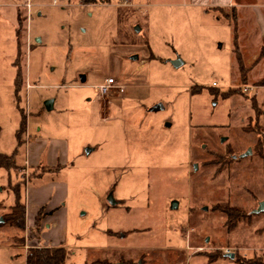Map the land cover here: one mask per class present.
<instances>
[{"label": "rangeland", "instance_id": "1", "mask_svg": "<svg viewBox=\"0 0 264 264\" xmlns=\"http://www.w3.org/2000/svg\"><path fill=\"white\" fill-rule=\"evenodd\" d=\"M217 3L0 0V152L19 166L62 164L15 171L30 205L25 229L0 205V264H27L35 246L65 247L66 264H237L227 252L264 255V209L256 212L264 58L239 24L241 54L258 57L244 61L243 84L236 12ZM107 78L120 84L105 95L108 114L96 89ZM39 205L36 230L28 222ZM229 206L244 214L232 230Z\"/></svg>", "mask_w": 264, "mask_h": 264}, {"label": "trees", "instance_id": "2", "mask_svg": "<svg viewBox=\"0 0 264 264\" xmlns=\"http://www.w3.org/2000/svg\"><path fill=\"white\" fill-rule=\"evenodd\" d=\"M83 3H108L111 0H81ZM234 19H237V16H234ZM235 35H234V53L236 54V61L238 63L239 71L241 73V80L243 84H247L248 82V72L249 67L245 64L243 56L240 52L238 36H237V23L234 25ZM261 57H264V51H262ZM21 73H17L16 75V89L17 94L21 89L22 77ZM20 78V83L18 79ZM18 84V85H17ZM260 85H264V79L259 83ZM200 91V89L193 90ZM245 91V90H243ZM229 93V91H228ZM226 93V94H228ZM256 106V103L254 104ZM27 130V122L26 116L23 114L20 128L17 130V138L19 144L23 143V133ZM0 167H4L7 170H11L12 168L18 169V165L16 163L15 154L8 155L0 152ZM20 183H17L11 186L15 194V204L11 206V212L7 215L6 221H10L13 226L19 229H25L27 222V209L26 205L21 200V187ZM42 210L39 211L35 218L34 228L39 230V224L42 220ZM228 216V225L230 229L236 228L238 222L244 214L239 210L233 207H224L222 210ZM244 218V217H243ZM234 259L237 264H264V255L258 256V254H254L253 257L248 258L246 256L240 255L238 253L235 254ZM67 262V252L65 247H47V246H35L29 248L26 256L27 264H66ZM97 264V263H95Z\"/></svg>", "mask_w": 264, "mask_h": 264}, {"label": "crops", "instance_id": "3", "mask_svg": "<svg viewBox=\"0 0 264 264\" xmlns=\"http://www.w3.org/2000/svg\"><path fill=\"white\" fill-rule=\"evenodd\" d=\"M32 2V1H31ZM35 3L32 2V8L34 7ZM31 8V9H32ZM214 8H218V9H223V8H233V10H235L236 15H237V28L240 24L239 28L240 30V37L246 35H252L254 41H258L259 47H260V52L264 51V0H257L254 2H248L245 0H240L236 6H234V4L231 3V0H220V3H217V5H214ZM15 21H16V25H17V9H16V16H15ZM252 23V28L249 29V26H247V28H245L244 24L245 23ZM248 29L252 30L253 33H248ZM247 30V31H246ZM239 36H238V40H239ZM250 37V36H249ZM29 38V36H28ZM239 42V41H238ZM245 45H242V43L239 44V48L242 50L244 48ZM243 56V55H242ZM258 57L253 55L252 58H244V61H246L247 63L250 62L251 59L256 60ZM264 57H262L263 59ZM246 64V63H245ZM247 65V64H246ZM15 77H16V72H15ZM108 79V78H107ZM116 81V87L113 88L109 94H114L119 88H120V84ZM99 93V92H98ZM108 95V94H107ZM101 96V95H100ZM104 98V99H103ZM107 98H105V96H101V100H102V108L103 111L106 112L108 114V110H109V104L104 101ZM51 107L53 106H49L48 109H51ZM105 119V117H103V120ZM24 142V139H23ZM17 163V162H16ZM18 165V164H17ZM61 163L54 161L52 162L50 165H44L43 166V162L41 160V158H39L38 160H32L30 158V160H26V165L25 166H19L18 165V169H14L12 168L11 170H7L4 167H0V205L2 207H8L11 208V206H13L15 204V194L13 192V190L11 189V186L15 185L17 179V175L15 173V171L19 170L20 168H44L42 173L48 172V171H53V170H57L58 168L61 167ZM26 169V170H27ZM35 169V170H36ZM12 172L15 173L16 176H14L15 178H12ZM41 173V174H42ZM21 180V179H20ZM19 180V182L21 183L20 185H22V189H21V200L22 202L26 205V209L28 211V207L30 205V201H27L28 198L25 197V190L24 189V183H22ZM4 185H7L9 188L8 193L5 192L4 189ZM28 205V206H27ZM45 210V207H41L39 205L38 207V211L35 212V218L37 216V214L39 213L40 210ZM35 224V220L32 222ZM28 226H34L31 225V223L28 222ZM55 247V246H53ZM57 247V246H56Z\"/></svg>", "mask_w": 264, "mask_h": 264}, {"label": "water", "instance_id": "4", "mask_svg": "<svg viewBox=\"0 0 264 264\" xmlns=\"http://www.w3.org/2000/svg\"><path fill=\"white\" fill-rule=\"evenodd\" d=\"M133 58H134V59H137L138 56L135 55V56H133ZM174 64H175L176 66L180 65L179 61H174ZM163 107H164V106H163L161 103H159V104L154 105V106L152 107L151 110H154V111H155V110L162 109ZM250 152H251V150H249V152H247L246 154H249ZM108 200H109V202H110L111 204H115V203H116V200L114 199V197H113L112 195L109 196ZM263 209H264V202H261L260 207L257 209L256 212H260V211H262ZM0 221L2 222L3 219L1 218ZM227 256H229V257H231V258H234V257H235V253H234V252H227Z\"/></svg>", "mask_w": 264, "mask_h": 264}, {"label": "built area", "instance_id": "5", "mask_svg": "<svg viewBox=\"0 0 264 264\" xmlns=\"http://www.w3.org/2000/svg\"><path fill=\"white\" fill-rule=\"evenodd\" d=\"M29 8H31V3H28V5H27ZM116 87V81H115V78H108L107 80H106V82H104V83H102V84H100V85H98L97 87H96V89H97V91L99 92V94L101 95V96H105V95H107L113 88H115ZM245 90H247V89H245Z\"/></svg>", "mask_w": 264, "mask_h": 264}]
</instances>
